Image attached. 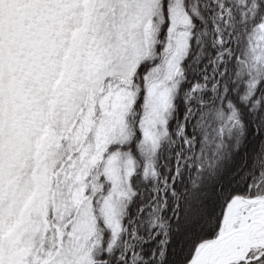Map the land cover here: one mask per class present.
Here are the masks:
<instances>
[{"label": "snow or ice", "instance_id": "snow-or-ice-1", "mask_svg": "<svg viewBox=\"0 0 264 264\" xmlns=\"http://www.w3.org/2000/svg\"><path fill=\"white\" fill-rule=\"evenodd\" d=\"M0 264H264V0H0Z\"/></svg>", "mask_w": 264, "mask_h": 264}]
</instances>
